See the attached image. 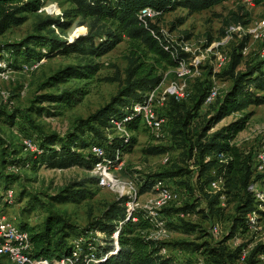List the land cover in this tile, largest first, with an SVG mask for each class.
I'll use <instances>...</instances> for the list:
<instances>
[{"label":"trees","instance_id":"trees-1","mask_svg":"<svg viewBox=\"0 0 264 264\" xmlns=\"http://www.w3.org/2000/svg\"><path fill=\"white\" fill-rule=\"evenodd\" d=\"M227 1L230 0H65L70 7L60 16L41 19L35 27V33L19 42L0 44V63L4 62L8 68L40 60L42 56L74 54L78 63L69 64L48 78L47 85L57 87L71 79H91L100 69L95 59L111 51L123 38L130 42L124 78H114L113 81H119L120 86L105 106L85 120H79L64 136L45 135L40 131L36 139L39 142L38 152L35 153L23 155V150L18 152L12 149L6 155L8 147L0 135L1 163L34 170L41 166L66 169L75 165L90 170L95 161V156L90 151L92 145L102 146L109 157L116 159L119 156L120 160L122 153L135 144L136 140L133 136H117L108 141L105 132L112 128L111 120L121 121L125 116L133 114V106L146 100L147 94L160 85L164 73L178 67L180 62L188 61L190 55L172 42L152 20H147V24H144L139 18L140 11L151 7L159 13L155 18H160L178 8L186 9L192 14ZM251 1L258 3L264 0ZM44 4L45 0H0V35L13 26L22 25L30 14L38 13ZM240 9L241 12L230 11L223 17L221 36H225L231 25L244 26L249 22L244 6ZM73 19H81L82 24L87 23L89 30L85 35L77 36L73 40L55 35V28L63 31L71 25ZM44 30H48L47 35L41 34ZM211 41L209 36L206 46ZM246 41L247 36L230 52L229 65L222 73L231 79V85L221 95L218 94L214 103L209 105L211 108L208 112L203 113L202 108L211 87L209 81H202L195 86L189 101H185L188 98L177 100L174 96L168 99L166 116L172 120L174 143L183 149L184 156L194 159L198 174L196 183L210 213L218 217L224 215V208L220 206L222 196L226 197L227 202L235 203L230 216V230L217 245L207 241L199 243L189 240L175 244L180 249L200 253L213 264L234 263L242 248L239 246L235 252H229L226 248L227 241L250 231L251 213L264 217V198L257 199L249 190L254 181L261 180V185L264 186V174H256L252 158L245 155L234 143L237 134L246 127L250 115L243 114L237 120L211 132L224 118L241 113L251 105L264 104V60L258 64H249L244 69L238 68L242 62ZM74 94L75 92L67 89H57L54 93L42 94L36 98V103L46 102V107H32L39 115L50 117L54 115L51 106L70 105ZM18 116L25 124L33 125L30 117L20 111L0 112V123L13 127ZM140 122L141 117L134 115L125 124L126 129L132 132L138 128ZM28 135L32 136V133ZM170 150L171 146L167 145H152L143 149L146 155H163ZM190 174L188 168L177 165L148 174L138 182V194L152 190L156 181L164 178L184 177L185 180H180V184L192 190ZM18 178L16 175L6 176L4 181L9 185ZM213 181L221 182V187L215 194L206 190ZM88 194L84 182L67 184L50 196V202L45 203L51 206L46 208V216L41 224H21L20 227L29 232V253L33 259L47 260L50 264L58 263L71 254L72 241L82 237L84 251H89L91 245L95 246L97 261L94 264H177L171 256L161 253V249L169 243L155 237L158 229L156 222L145 208H136L128 217L130 211L126 205L127 196H121L108 204L82 229H78L62 211L53 208L54 204L78 203L86 199ZM31 201L32 205L26 206L27 211L39 202L36 198ZM45 204L42 206L45 207ZM169 204L160 210L162 219L165 220L164 227L174 230L182 228L185 232H190L192 226L183 217L185 213L198 210L199 203L185 204L179 208H168ZM116 231L117 246L112 238ZM96 232L103 236L98 237ZM208 233L203 231L202 236ZM260 256H264V241L253 246L249 264H255L256 258Z\"/></svg>","mask_w":264,"mask_h":264},{"label":"rangeland","instance_id":"rangeland-1","mask_svg":"<svg viewBox=\"0 0 264 264\" xmlns=\"http://www.w3.org/2000/svg\"><path fill=\"white\" fill-rule=\"evenodd\" d=\"M51 6H55V10H52L53 7ZM241 6H244V11L248 13L249 22L243 26V31L233 32L229 36L226 33L225 36H221L220 29L223 17L227 16L230 11L241 12ZM69 7L70 4L66 3L65 0H45L42 11L30 14L22 25L13 26L0 35V44L21 41L35 33V27L41 19L47 16L54 18L60 16ZM263 17L264 1L256 3L251 0H230L198 13L190 14L186 9L178 8L165 13L160 18L152 19V23L159 26L172 42L178 45L182 44L190 54L187 63L184 64L186 70H182V66L179 65L164 73L156 95L162 98L170 86L185 85L184 92L189 93L185 97L188 98L185 101H189L190 94L195 91V86H198L202 81H209V86L217 88L218 94L221 95L224 90L230 87L231 79L222 73L228 67V61L222 64L220 61L225 56L229 57L233 48L245 36H247V41L243 48L242 62L238 68L244 69L249 64L263 62L264 59L260 56V50L264 47V36L256 37L255 32H253L258 21ZM179 20H182V23H179ZM88 30L87 23L82 24L81 19H73L67 29L61 31L55 28V35L73 40L77 36L85 35ZM262 33L264 34V30ZM41 34L47 35L48 30L42 31ZM209 36L212 41L210 45L206 46ZM129 49V40L123 38L116 43L111 51L95 59V62L100 65V69L91 79H71L68 82L60 83L57 87H49L46 83L48 78L65 66L78 63L79 61L74 54L71 56L61 54L49 57L42 56L40 60L30 61L32 67L25 71L22 70V65L8 68L4 62H1L0 68L3 70L0 71V112L20 111L27 114L34 122L33 125L25 124L18 116L13 127L6 123H0V135L8 147L6 155H9L12 149L18 152L23 150V155L33 153L24 149L22 140L25 137L34 139L38 147L39 142L36 139L40 131L45 135L58 134L64 136L73 129L79 120H85L89 115L105 106L117 93L120 86L119 81H113L114 78L116 76L124 78ZM195 61L198 62L195 63ZM180 70L187 71L186 75L179 76ZM57 89L75 92L74 97L70 100L71 104L51 106L54 115L50 117L39 115L32 106L46 107L48 104L46 102L36 103V98L42 94L54 93ZM168 99L167 97L164 101H159L153 106L157 115L166 118L163 137L156 138L153 136L145 128L142 120L138 128L132 132L128 131L127 133L119 129L117 132L113 128L105 132L108 141L117 136L120 138L126 135L127 137L133 136L136 140L135 144L122 153L119 160L121 167L114 171V175L127 186L132 185L137 190V204L140 208H145L157 193L152 189L141 195L138 194L140 179L143 180L148 174L169 169L173 165L188 168L191 171L190 185L192 190L180 184V180H185L184 177L164 178L163 180L178 197L170 202L168 208H179L185 204L199 203L198 210L185 213L183 217L185 222L192 226V230L185 232L182 228L174 230L170 227H164L165 231L160 239L169 244L164 248L165 252L161 251V253L171 256L177 264H213L200 253L180 249V246L175 244L182 240H189L199 243L207 241L214 246L217 245L230 230V216L233 214L235 203L227 202L226 197L222 196L220 206L224 208V215L218 217L210 213L203 193L198 189L196 183L198 174L194 159H188L184 156L183 149L174 143L175 139L171 133L172 120L166 116ZM210 108V106H204L202 108L203 113L208 112L207 110ZM246 113L250 115L246 121V127L237 134L234 143L245 155L252 158L253 168H255L259 162L258 156L264 151V104L251 105L241 113L224 118L211 129V132L226 126ZM29 133H32V136L28 135ZM152 145L171 146V150L163 155H146L143 149ZM256 174L264 173L256 171ZM12 175L19 176L18 180L6 185L4 177ZM73 182H84L89 191L88 197L78 203L54 204L53 208L62 211L78 229L85 228L108 204L121 197L120 191L124 194L127 192L124 186H120L118 192L110 188L98 187L90 174V170L77 165L66 169H51L41 166L34 170L32 168L23 169L8 163L2 164L0 159V191H4L3 189L13 191L11 201L6 202L4 198H1L0 213L18 227L22 223H27L29 226L39 225L46 216V208L51 206V204H45L50 202V196L58 192L63 186ZM257 182V188L264 189L261 180ZM206 190L215 194L219 189L216 190L208 186ZM22 192L24 195H21ZM33 198L38 199L39 202H36L33 209L27 211L26 206L32 205L30 202ZM43 204L46 206L43 207ZM256 218V225L252 226L248 233L238 234L227 241L226 248L229 252H235L239 246L242 248L238 257L234 259V263L231 264H249V256L253 246L259 241H264V217L257 216ZM215 227L217 233L213 232ZM203 231L209 232L208 235L202 236ZM256 260L255 264H264L263 258L257 257ZM0 264L14 263L9 257L0 256Z\"/></svg>","mask_w":264,"mask_h":264},{"label":"built area","instance_id":"built-area-1","mask_svg":"<svg viewBox=\"0 0 264 264\" xmlns=\"http://www.w3.org/2000/svg\"><path fill=\"white\" fill-rule=\"evenodd\" d=\"M44 9V8H43ZM42 8L39 11L43 10ZM158 12L151 7H146L142 9L139 13V18L147 24V20H152L156 16H158ZM55 28V27H54ZM264 30V17L260 19L253 29L255 32L256 37H262L264 34L262 31ZM236 31H243V25H231L227 30V36L232 34ZM181 48L188 53V50L182 44H179ZM244 52V50L242 51ZM260 56L264 59V47L260 50ZM229 57L225 56L221 61L220 64L227 62ZM198 61H195L197 63ZM32 63H24L22 64V70L30 69ZM186 62H180V66H182V70H186L185 65ZM180 70L178 75L184 76L186 75L187 71ZM184 86L172 85L170 86L165 92L162 98H159L156 95L158 91V87L153 89L147 94L146 100L143 103H137L133 106V114L125 116L121 121L118 120H111L112 128L118 132L122 130L128 133L125 124L130 122L134 115H139L145 128L156 138H160L164 136V128L166 126V118L164 116L157 115L154 110L153 106L159 101H164L167 97L174 96L177 100L183 99L188 96L189 93L184 92ZM218 96L217 88L210 87L203 103L204 106H209L210 104L214 103ZM127 138V135L125 136ZM127 141V140H126ZM22 144L25 150H30L33 153L38 152V147L34 142V139L25 137L22 140ZM90 151L95 156V161L90 169V174L96 179V184L98 187H106L112 190H116L118 192V188L120 185L126 183L120 181L115 175L114 171L118 170L121 167L119 156H116V159L109 157L104 148L99 145H92L90 147ZM258 165L254 168L255 171H260L264 173V151L258 156ZM257 181L253 182L249 186V190L254 193L255 197L259 200H263L264 198V189L257 188ZM210 187L213 189H220L221 182L213 181L210 184ZM127 192L124 194L120 190L121 196H127L128 200L126 205L129 208L130 217L132 212L136 208H140L137 204V190L132 186H128ZM154 191L157 193L153 200L149 201V205L145 207L148 211L149 215L154 219L156 222L157 230L155 232V237L161 238L164 234V224L165 220L162 219V215L160 214V210L166 206L171 201L176 200L177 194L172 191L170 187H168L164 180H157L153 187ZM4 191H0V200L1 198L5 199L6 202H9L13 199V191L10 189H3ZM256 213H251L249 215L250 224L252 226L256 225L257 221ZM136 220V218H133ZM213 232L217 233V228H213ZM98 237L103 236L102 233L96 232ZM118 232L116 231L112 238L114 239V243L117 246ZM29 232L26 230L16 226L12 223L5 215L0 213V256H7L9 257L14 264H50L47 260H35L30 255V241H29ZM101 242V241H99ZM84 239L79 237L72 241V252L69 256H66L60 260V262L55 264H94L96 259L95 254V246L91 245L89 251H84L83 249ZM164 253V248L161 249ZM264 259V256H260Z\"/></svg>","mask_w":264,"mask_h":264},{"label":"bare ground","instance_id":"bare-ground-1","mask_svg":"<svg viewBox=\"0 0 264 264\" xmlns=\"http://www.w3.org/2000/svg\"><path fill=\"white\" fill-rule=\"evenodd\" d=\"M51 7H53L52 10L55 8V6H51ZM54 10H55V9H54ZM120 186H124L127 190L129 189L127 185L122 184V185H120ZM127 190H126V191H127Z\"/></svg>","mask_w":264,"mask_h":264}]
</instances>
